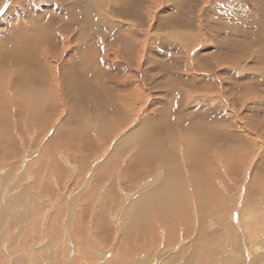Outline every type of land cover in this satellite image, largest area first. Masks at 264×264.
<instances>
[{
	"label": "rangeland",
	"instance_id": "374dc122",
	"mask_svg": "<svg viewBox=\"0 0 264 264\" xmlns=\"http://www.w3.org/2000/svg\"><path fill=\"white\" fill-rule=\"evenodd\" d=\"M88 1L0 0V264H264L263 0Z\"/></svg>",
	"mask_w": 264,
	"mask_h": 264
},
{
	"label": "bare ground",
	"instance_id": "6f19581e",
	"mask_svg": "<svg viewBox=\"0 0 264 264\" xmlns=\"http://www.w3.org/2000/svg\"><path fill=\"white\" fill-rule=\"evenodd\" d=\"M35 1V0H34ZM36 1H39V0H36ZM42 1V0H41ZM2 2V1H1ZM67 2V1H66ZM88 2H91L92 4H93V2H94V0H91V1H88ZM170 2V1H169ZM263 2H264V0H263ZM98 3V2H97ZM61 5H63V2L62 3H60ZM109 4H111V3H109ZM56 5V4H55ZM262 5H263V3H262ZM60 5H59V3H58V7H59ZM94 6H96V2H95V5ZM98 6V5H97ZM55 7V6H54ZM107 8V7H106ZM264 8V7H263ZM38 9V8H37ZM58 10V9H57ZM56 10V11H57ZM61 11V10H60ZM261 11V10H260ZM57 12H59V11H57ZM62 12V11H61ZM59 15V14H58ZM80 15V14H79ZM242 15H243V13H242ZM32 16V15H31ZM263 16V15H262ZM68 18H71V21L70 22H72V21H74V19L73 18H78V25H83L84 23H85V21H84V19H83V17H81L80 16V19H82L83 21L81 22L80 21V19H79V17H77L76 15L74 16L73 14L71 15V16H69ZM67 18V19H68ZM25 19V18H24ZM91 20H93V19H91ZM100 20V19H99ZM102 20V19H101ZM227 20V19H226ZM61 21V20H60ZM86 21H88V22H90V18H89V20H88V18H87V20ZM23 22V21H22ZM65 22H66V24L68 23V21H66L65 20ZM172 22V21H171ZM19 23H20V21H19ZM18 23V24H19ZM113 23V22H112ZM176 23V22H175ZM14 24V23H13ZM41 24H43V22L41 23ZM87 24H89V23H87ZM92 24H93V22H92ZM47 25H50V24H48L47 23ZM86 25V24H85ZM16 26H17V24H16ZM23 26V25H22ZM21 26V27H22ZM39 26H41V25H39ZM43 26V25H42ZM103 26H105V25H103ZM16 28V27H15ZM19 28V27H18ZM58 28H60V26L58 27ZM58 28L56 29V31H58ZM158 28V27H157ZM22 29H24V28H22ZM15 30H17V29H15ZM14 30V31H15ZM46 30H48V29H46ZM18 31V30H17ZM232 31H234V30H232ZM236 31V30H235ZM43 32V31H42ZM149 32H150V30H149ZM148 33V32H147ZM168 33V32H167ZM170 33V32H169ZM39 34V33H38ZM113 34V33H112ZM151 34V33H150ZM232 34H234V32L232 33ZM236 34V33H235ZM234 34V35H235ZM45 35V34H44ZM44 35H37V34H35L34 35V42L35 43H37L38 45H37V48L38 47H41V45H46L47 44V42L44 40V38L45 39H47V36H44ZM234 38H236L235 36H234ZM18 41V40H17ZM31 41V40H30ZM175 41V40H174ZM235 41V40H234ZM32 42V41H31ZM177 42V41H176ZM15 43V42H14ZM30 43V42H29ZM34 43V44H35ZM114 43V42H113ZM179 44H180V42H179ZM13 45V44H12ZM17 45V44H16ZM28 45V44H27ZM26 45V46H27ZM31 45H33V44H31ZM114 45V44H113ZM112 45V46H113ZM47 46V45H46ZM178 47H179V45H178ZM0 48H2V47H0ZM18 48V47H17ZM24 48V47H23ZM48 47H45L44 48V50H46ZM181 48V47H180ZM32 49H35V47H32L30 50H28L27 52L29 53V52H31V50ZM184 50H185V48H183ZM70 50V49H69ZM112 51V50H111ZM187 51V50H186ZM25 52V51H24ZM45 52V51H44ZM68 52V51H67ZM136 52V51H135ZM69 53V52H68ZM33 54H34V50H33ZM190 54V53H189ZM35 55V54H34ZM51 55V54H50ZM63 55V54H62ZM35 57H37L36 59H34L33 60V62L39 67V69L41 70V69H44V62L46 63V64H48L47 63V61H45V60H43L42 58H39L38 57V55L36 54L35 55ZM98 58V57H97ZM138 58V57H137ZM39 59H41L42 61H43V63L39 60ZM57 60V59H56ZM94 61L96 62V60H93V58L92 57H90L89 59H87V62H88V66L89 65H92L93 66V63H94ZM168 61V60H167ZM50 62V61H49ZM51 62H53V61H51ZM55 62V61H54ZM130 62V61H129ZM126 63V62H125ZM83 64V63H82ZM82 64L81 65H79V68H81L82 67ZM8 65V64H7ZM52 65V64H51ZM85 65V64H84ZM54 67V66H53ZM86 67V66H85ZM49 68V67H48ZM83 68V67H82ZM47 69V68H46ZM51 69V68H50ZM61 70L63 71V69L61 68ZM36 71V72H35ZM47 71V70H46ZM52 71V70H51ZM31 72H32V74L35 76V77H37L38 76V71H37V69H35V68H32V70H31ZM54 72V75H58V72L57 71H53ZM95 72V69H93V67H91L90 69H88V70H85V73H83L82 72V70L80 69V74H82L81 76H82V78L83 79H86L85 81H87V79H88V77H89V79H90V75H93V73ZM149 72V71H148ZM157 72V71H156ZM48 73V72H47ZM100 73V72H99ZM48 74H50V73H48ZM52 74V73H51ZM60 74V73H59ZM3 75V74H2ZM5 75V74H4ZM100 75V74H99ZM0 76H1V74H0ZM49 76V75H48ZM64 76V75H63ZM6 79V78H5ZM2 80H4V79H2ZM55 81V80H54ZM66 81V80H65ZM55 83V82H54ZM62 83H63V85H62ZM70 83V82H69ZM89 83V82H88ZM87 83V84H88ZM66 83L64 82V80H62V79H60V77L59 76H57V83L56 84H54V86L56 85L57 86V90L60 88H63V87H65L64 85H65ZM75 84V83H74ZM175 84H176V82H175ZM68 85H70V84H68ZM177 85V84H176ZM178 86V85H177ZM18 87V86H17ZM74 87H75V85H74ZM73 87V88H74ZM20 89V88H19ZM65 89V88H64ZM76 89V88H75ZM185 95H186V93H185ZM221 96L222 95H224L222 92H221V94H220ZM11 97V96H10ZM178 97V96H177ZM128 100L129 101V99L128 98H125V100ZM194 100H196V101H203L204 100V96L202 97V98H193ZM186 100V99H185ZM220 101H221V99H220ZM194 103H196V102H193L192 104H194ZM115 104V103H114ZM188 104H190V102L188 103ZM197 104V103H196ZM120 105V109H123V107L124 106H122L121 105V103L119 104ZM175 105V104H174ZM174 105H173V107H174ZM191 105V104H190ZM69 106V105H68ZM129 106H131V105H129ZM21 107V106H20ZM79 108V107H78ZM173 109V108H172ZM173 116V115H172ZM169 122V121H168ZM239 122V121H238ZM0 123H1V121H0ZM242 125V124H241ZM244 126V125H243ZM1 132H2V130H1ZM56 146V145H55ZM112 149V148H111ZM108 156V155H107ZM56 159H57V157H56ZM150 160H153V159H150ZM167 160H169V159H167ZM103 161V160H102ZM192 161H194V160H192ZM102 163V162H101ZM105 164H106V162H104ZM148 163V162H147ZM150 163V162H149ZM148 163V164H149ZM175 163V162H174ZM180 163V162H179ZM110 164V163H109ZM109 164H107L109 167H110V165ZM96 166V164L94 165V167ZM97 167V166H96ZM192 167H194V168H196V166H192ZM106 168H108V167H106ZM179 168V167H178ZM181 169V168H180ZM180 169H179V171H180ZM176 170V169H175ZM97 171V170H96ZM185 172V171H184ZM198 172L199 171H196V170H194L193 169V172L191 173V177H192V180H191V182L192 183H194L193 181H195V187H196V189H199V187H202V184H201V181L205 178H203L202 177V174L200 175V174H198ZM176 173H177V175H179L178 174V172L176 171ZM187 173V172H186ZM94 174V173H93ZM203 178V179H202ZM67 179V178H66ZM65 179V180H66ZM180 179V178H179ZM182 179V178H181ZM209 179V178H208ZM62 180V179H61ZM60 180V181H61ZM207 181V179L205 178V182ZM181 183V182H180ZM206 184V183H205ZM184 185V184H183ZM200 185V186H199ZM153 186V185H152ZM204 187H205V185H204ZM75 191H76V189H75ZM149 191V190H148ZM81 192V191H80ZM155 193H156V191H154ZM199 194L197 195V199L199 200V199H207V198H205L204 196H206V192H204L203 193V191H200L199 190ZM77 193V192H76ZM75 193V194H76ZM83 193V192H82ZM142 194V193H141ZM152 194V193H151ZM172 194V193H171ZM126 196V195H125ZM155 195H152V196H149V197H145V199H143V205H144V208H149V207H153V211H151V212H147L148 213V215H147V218H149V219H145V220H143V224H142V227H143V232L141 233L142 234V236H141V238L142 237H146V236H148V234L150 233V231H151V229H152V226H151V224H153V223H151L150 221L152 220L151 218H153L152 216H157V213L159 212V211H162V213H161V215L160 216H162V215H164V213H166V212H164V208L165 207H159V206H156L155 204H153L152 203V201L150 200L151 198H153ZM170 196V195H169ZM76 197V196H75ZM74 197V198H75ZM79 197V196H78ZM77 197V198H78ZM171 198H172V195L170 196ZM82 198V197H81ZM142 198V197H141ZM170 198V199H171ZM76 199V198H75ZM74 199V200H75ZM80 199V198H79ZM75 201H77V200H75ZM74 201V203H76ZM206 201V200H205ZM261 201V200H260ZM199 202V201H198ZM78 203V202H77ZM76 203V204H77ZM174 203V202H173ZM90 204V203H89ZM98 204H100V203H98ZM139 204V203H138ZM171 204H172V202H171ZM175 204V203H174ZM174 204H172L171 206H173ZM190 204V203H189ZM80 205V204H79ZM141 205V204H140ZM169 205V204H168ZM167 205V206H168ZM71 206H73V205H71ZM102 206V205H101ZM170 207V206H169ZM189 207V206H188ZM236 207V206H235ZM66 208H67V206H66ZM143 208V209H144ZM191 208V207H190ZM69 209V208H68ZM77 209V208H76ZM141 209H142V207H141ZM73 210V209H72ZM71 210V211H72ZM199 210V209H198ZM34 211V210H33ZM33 211H32V213H33ZM75 212L77 211L78 212V210H74ZM81 211H83V210H81ZM148 211V210H147ZM34 212H36V209H35V211ZM39 211L37 210V213H38ZM146 212V211H145ZM253 212H254V210H253ZM93 213H95V212H93ZM139 213V212H138ZM137 213V214H138ZM140 214V213H139ZM138 214V215H139ZM194 214V213H193ZM253 214V213H252ZM251 214V215H252ZM258 214V213H257ZM76 216L78 217V215L76 214ZM86 216V215H85ZM137 216V215H136ZM238 216V215H237ZM259 216V215H258ZM92 217V216H91ZM108 217V216H107ZM134 217V216H133ZM143 217V216H142ZM244 217V216H243ZM88 218V217H87ZM163 218H164V216H163ZM79 219V218H78ZM137 219V218H136ZM173 219V218H172ZM17 220V219H16ZM25 220H28V219H25ZM68 220V219H67ZM150 220V221H149ZM168 220V219H167ZM194 220V219H193ZM253 219H252V216H249L248 217V222H250V221H252ZM56 221V220H55ZM55 221L54 220H52V222H51V227H52V225L54 226V224H55ZM76 221H78L77 219H76ZM95 221V220H94ZM162 221H163V219H162ZM151 224H150V223ZM165 222H166V219H165ZM65 223V222H64ZM73 223H75V222H73ZM72 223V224H73ZM78 222H76V224H77ZM171 223H172V221H171ZM178 223V222H177ZM256 223V222H255ZM66 224V223H65ZM71 224V225H72ZM95 225V224H94ZM172 225V224H171ZM263 225H264V223H263ZM74 226H75V224H74ZM78 226V225H77ZM56 227V226H55ZM67 227V226H66ZM169 227V226H168ZM258 227V226H257ZM65 228V227H64ZM79 228V227H78ZM248 228L250 229V231H251V234H252V236L253 237H255V236H258V235H261L262 237H258L257 238V242L259 241V243H257L253 248H255V251L257 252L258 250H260V247H258L260 244H261V242L262 241H264V232H260V230L261 229H257V231H254V227H251V226H248ZM54 229V228H53ZM174 229V228H173ZM221 230V229H220ZM246 230V229H245ZM56 231V230H55ZM170 231V230H169ZM59 232V231H58ZM166 234H168V232L166 233ZM130 234L128 233V236H129ZM169 235V234H168ZM222 236V235H221ZM123 237V236H122ZM133 237V236H132ZM131 237V238H132ZM63 237L59 234H57V235H54L53 237H51L50 238V240L47 242V246L45 245V248H41V250L39 249V251L38 252H36L37 250H32L33 252L35 251L36 253H37V255L38 256H40V257H43V258H45V259H47V260H49V261H51V260H56L57 261V259H60L61 257H60V255H61V252L62 251H60L61 249H59V246H60V242H62V239ZM135 238V237H134ZM62 239V240H61ZM127 239V238H126ZM197 239V238H196ZM128 240V239H127ZM132 241H133V239H131ZM209 240V239H208ZM256 240V239H255ZM262 240V241H261ZM134 241H136V240H134ZM133 241V242H134ZM261 241V242H260ZM87 242V241H86ZM217 242V241H216ZM255 242V241H254ZM18 243H19V238H18V242H16L15 244H13L14 246H18ZM248 243H250V242H248ZM262 243H264V242H262ZM88 244V243H87ZM127 244H129V243H127ZM147 244H149V243H147ZM263 245V244H262ZM73 246H75V245H73ZM90 246V245H89ZM72 247V246H71ZM243 247V246H242ZM246 247V246H245ZM39 248V247H38ZM38 248H36V249H38ZM66 248V247H65ZM234 248V247H233ZM249 248V247H248ZM16 249H17V247H16ZM133 249V248H132ZM246 249V248H245ZM264 249V248H263ZM263 249H261V250H263ZM76 250H77V248H76ZM122 250V249H121ZM124 250V249H123ZM250 250V249H249ZM66 251H67V249H66ZM9 252V251H8ZM197 252H201V250H200V248H199V250H195L193 253H192V261H195V259H196V253ZM251 252V251H250ZM7 253V252H6ZM28 253V252H27ZM26 252H25V254H23V255H26L27 254ZM66 253V252H65ZM67 253H68V251H67ZM119 253H120V251H119ZM206 253L208 254V252L206 251ZM233 253V252H232ZM248 253V252H247ZM216 254V253H215ZM217 254H218V252H217ZM264 254V253H263ZM19 255H16V256H14V257H18ZM28 256H32V254L31 255H28ZM34 256H35V254H34ZM144 256V255H143ZM147 256V255H146ZM157 256H160V255H157ZM207 256V255H206ZM212 256H213V253H212ZM226 256V255H225ZM1 257V256H0ZM7 257H9V256H7ZM13 256H11L10 257V260H11V258H12ZM208 257V256H207ZM31 259L33 260V258L31 257ZM121 259V258H120ZM144 259H147V257L145 258L144 257ZM143 259V260H144ZM9 260V259H8ZM107 261V263L109 262V259L108 260H106ZM146 261V260H145ZM148 261V260H147ZM231 261V260H230ZM243 261V260H242ZM241 261V262H242ZM203 262H204V260H203ZM206 262V261H205ZM204 262V263H205ZM228 262V261H227ZM106 263V264H107ZM13 264H14V261H13ZM15 264H31V262L29 263V261L28 262H24V261H20V262H15ZM143 264H144V261H143ZM152 264V263H151ZM246 264V263H245Z\"/></svg>",
	"mask_w": 264,
	"mask_h": 264
}]
</instances>
